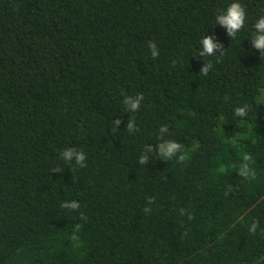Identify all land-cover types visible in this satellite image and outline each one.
Returning <instances> with one entry per match:
<instances>
[{
    "label": "trees",
    "instance_id": "trees-1",
    "mask_svg": "<svg viewBox=\"0 0 264 264\" xmlns=\"http://www.w3.org/2000/svg\"><path fill=\"white\" fill-rule=\"evenodd\" d=\"M232 2L0 0V264H264V56L248 38L264 0H239L235 40L215 20ZM204 36L222 57L199 56ZM161 126L185 160L139 165Z\"/></svg>",
    "mask_w": 264,
    "mask_h": 264
},
{
    "label": "clouds",
    "instance_id": "clouds-1",
    "mask_svg": "<svg viewBox=\"0 0 264 264\" xmlns=\"http://www.w3.org/2000/svg\"><path fill=\"white\" fill-rule=\"evenodd\" d=\"M247 16L248 13L245 6L242 5L239 0H233V2L229 4L225 10L221 11L215 16V20L216 24L226 30V35L231 38V40H235L241 30L245 28ZM248 38L250 39L252 48L259 52L260 57L264 56V8L260 9V14L256 16L254 23L251 25ZM199 43L201 46V50L199 52L200 57L208 56L216 57L217 59H219L224 54L223 45L219 41H217L214 36H204ZM148 47L152 58H156L159 56V50L154 42H149ZM217 53H219V55H217ZM212 67L213 65L211 62L204 63L200 68L199 73L206 76L210 72ZM143 99V93L135 97L125 95L123 103L126 106L128 112L135 113L140 109V105ZM228 99V97H225L226 101ZM248 109L249 106L247 104L243 107H237L234 110V115L239 118H245L248 116ZM121 122L122 121L120 119L111 121L114 131L117 130ZM125 128L129 133L138 131L134 118L128 119ZM159 133L161 142L158 145H155V148H153V146L151 145H146L144 147V150L138 160L139 165H145L146 163H148L150 161L149 154L153 152H156L163 161L171 160L173 157H177L178 162H183L185 160V156L182 154L183 145L174 140L164 139L165 134L168 133L167 126H161L159 129ZM60 157L63 161L69 164H72L74 162V165L78 166L79 168L86 167L85 161L87 157L82 150L77 151L74 148H67L60 153ZM251 162H253L251 154H243L242 163L239 166V176L244 178L245 180L255 179V171L250 167ZM73 170H75V167L73 168ZM51 171L61 172L62 169L53 168L51 169ZM229 189H231V186H229ZM154 202V198H150L146 203L151 205ZM60 207L62 209H68L70 211H77L80 208V204L76 201H65L61 203ZM144 212L146 214L150 213L151 208L145 207ZM180 214L184 215L185 210L181 209ZM79 218L83 221L87 220V217H85L83 213L80 214ZM189 219H191L190 216ZM257 228L258 221L254 220L248 230L250 233H255ZM70 239L74 242L76 247H79V237L76 235L75 231L70 236Z\"/></svg>",
    "mask_w": 264,
    "mask_h": 264
}]
</instances>
